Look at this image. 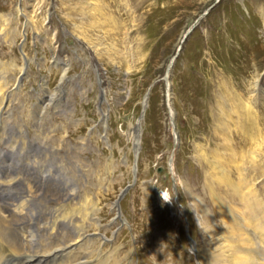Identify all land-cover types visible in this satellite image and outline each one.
Instances as JSON below:
<instances>
[{"label":"rangeland","instance_id":"1","mask_svg":"<svg viewBox=\"0 0 264 264\" xmlns=\"http://www.w3.org/2000/svg\"><path fill=\"white\" fill-rule=\"evenodd\" d=\"M33 3L0 0V126L11 142H0L1 160L40 170L44 161L58 165L76 191L73 210L100 208L104 229L90 217L78 220L84 245H95L80 255L108 246L111 264H207V256L218 257L221 238L239 239L231 228L250 215L246 206L260 218L256 205L264 206V185L247 202L217 182L214 166L236 183L251 179V171L243 179L240 173L251 166L242 155L249 149L224 88L250 98L259 82L264 133V0H98L91 18L85 0ZM222 108L230 129H222Z\"/></svg>","mask_w":264,"mask_h":264},{"label":"bare ground","instance_id":"2","mask_svg":"<svg viewBox=\"0 0 264 264\" xmlns=\"http://www.w3.org/2000/svg\"><path fill=\"white\" fill-rule=\"evenodd\" d=\"M32 1L34 3L31 7L35 9L37 0ZM85 1L84 5L86 7L83 10L91 18L97 10L98 0ZM144 2L145 0H136V4L139 6L144 4ZM93 48L97 51V47L94 46ZM104 50L106 49L104 48ZM23 71L22 69L21 72ZM169 77L168 75L167 78ZM251 85L256 88L250 98L234 95L229 88H224L226 96L228 95L227 97H229L227 106L230 114L236 115L234 118L236 119V125L238 124V131H236L241 137L240 143L247 147L246 150L249 149L247 152L245 150L242 151L244 153L242 155L250 158L251 166L250 168L242 166L240 173H245L242 174L243 179L251 171V179L246 178L241 183H236L222 166L218 167L214 164L215 169L219 172L217 182L228 189H233L235 193L244 197L246 201L248 200L247 202H252L253 199L259 198L262 195L259 184L264 185V133L261 129L263 112L260 111L263 106L261 107L258 97L262 93L259 89V82ZM147 105L148 97L144 101L145 109ZM2 108L0 107V121L5 115V112L1 110ZM221 111L223 118H226V123L222 129H230V127H233L231 118L225 116L223 108ZM4 129L5 127L0 126V142L6 141L7 133ZM139 130L140 124L135 130L136 134H139ZM135 143L137 144L135 145ZM135 143V151L138 154L139 142L137 137ZM15 149L13 148L14 151ZM30 153L33 154L34 152L30 150ZM14 160L15 158L13 157L5 160L0 158V264H111L110 260L104 258L106 248H109L108 246H105V250L96 249L84 255L77 253L81 249V251L86 252V250H91L95 247L91 241L88 247L87 244L84 245V226L79 227L78 220L83 221V217L84 219L90 217L92 218L90 220L98 229H104L105 227L101 225L98 218L100 208L95 207L88 213L89 209L84 204L80 210H73L75 198L77 197H75L76 191L72 189V184L69 182L67 175L63 174L62 170L60 171V166H51L47 162L44 163V161L40 164L45 169L40 170L36 163L34 166L29 164L28 160L26 162L29 165L24 163L25 161ZM134 168V172H136V166ZM55 170L57 171L55 172ZM185 187L191 200L200 209V203L196 201L192 192L189 191V186L186 185ZM3 189L5 192H2ZM9 190L14 191V194L11 195L10 193V195H7ZM243 191L244 194L242 193ZM211 195L214 204L222 211V214L225 212L227 215L225 217L229 218L228 208L212 189ZM5 201L7 204L4 203ZM258 201L261 200H256L255 203ZM69 202L73 204L69 206ZM54 203L63 205V207L57 208L53 206ZM117 206H119L118 201ZM256 206L258 214L262 217L257 216L254 211L255 207L249 203L245 210L250 212V215L246 214V218H241L242 221L238 224L237 230L234 226L231 228L233 232H238L239 239L235 241V238L233 240L221 238L223 241L222 252L219 253L218 257L207 256V264H264V206H261V202H258ZM203 211L205 212V210ZM116 224L117 222L114 219L110 222L108 228L110 229ZM68 228L70 230H67ZM251 230L254 231L251 233ZM100 237L105 245H109L110 240L108 241L104 235ZM43 239H48V241L52 242V245L43 243ZM85 246L87 247L86 249L83 248ZM194 250L196 252V248ZM116 252L117 249L115 248L109 250L110 256ZM114 263L118 264L116 261ZM199 263L202 264L201 262Z\"/></svg>","mask_w":264,"mask_h":264},{"label":"water","instance_id":"3","mask_svg":"<svg viewBox=\"0 0 264 264\" xmlns=\"http://www.w3.org/2000/svg\"><path fill=\"white\" fill-rule=\"evenodd\" d=\"M194 28H195V26H193V27L191 28V30L187 33V36L185 37V40H184L183 43H185V41L187 40L188 36L193 32ZM103 96H104V93L102 92V99L104 98ZM103 101H104V100H102V102H103ZM102 102H101V103H102ZM129 189H130V186L127 187L125 191H123L122 195L120 196V198H119V200H118V205H119V203H120V200L123 199V197L127 194V191H128Z\"/></svg>","mask_w":264,"mask_h":264}]
</instances>
